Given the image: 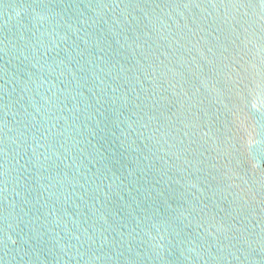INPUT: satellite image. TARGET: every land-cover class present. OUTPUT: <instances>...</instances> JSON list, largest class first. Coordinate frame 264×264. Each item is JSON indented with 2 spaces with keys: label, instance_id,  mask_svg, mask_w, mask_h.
<instances>
[{
  "label": "water",
  "instance_id": "obj_1",
  "mask_svg": "<svg viewBox=\"0 0 264 264\" xmlns=\"http://www.w3.org/2000/svg\"><path fill=\"white\" fill-rule=\"evenodd\" d=\"M0 264H264V0H0Z\"/></svg>",
  "mask_w": 264,
  "mask_h": 264
}]
</instances>
